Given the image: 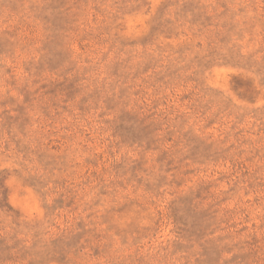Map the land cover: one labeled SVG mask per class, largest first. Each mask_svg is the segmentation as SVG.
<instances>
[{
    "label": "rangeland",
    "instance_id": "rangeland-1",
    "mask_svg": "<svg viewBox=\"0 0 264 264\" xmlns=\"http://www.w3.org/2000/svg\"><path fill=\"white\" fill-rule=\"evenodd\" d=\"M0 264H264V0H0Z\"/></svg>",
    "mask_w": 264,
    "mask_h": 264
}]
</instances>
